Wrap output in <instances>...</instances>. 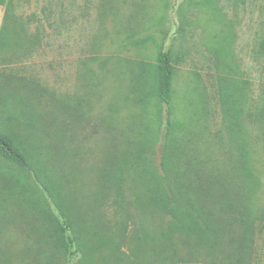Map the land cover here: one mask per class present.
Masks as SVG:
<instances>
[{
    "label": "rangeland",
    "instance_id": "374dc122",
    "mask_svg": "<svg viewBox=\"0 0 264 264\" xmlns=\"http://www.w3.org/2000/svg\"><path fill=\"white\" fill-rule=\"evenodd\" d=\"M42 7L52 10L43 22L54 32L11 71L35 81V94L22 92L34 127L23 117L16 133L28 171L0 155V182L9 184L0 188V264L44 262L27 200L35 212L61 200L91 232L110 229L114 194L102 177L125 158V197L138 225L129 223L131 236L154 228L155 214L137 199L165 161L166 105L156 97L162 52L173 67L170 122L181 124L174 135L185 145L166 167L181 170L189 158L203 179L221 183L214 225L223 249L213 264H264V0L21 3L25 15L42 17ZM2 18L0 6V27ZM43 184L52 186L48 193ZM25 249L28 259L20 260Z\"/></svg>",
    "mask_w": 264,
    "mask_h": 264
},
{
    "label": "trees",
    "instance_id": "16d2710c",
    "mask_svg": "<svg viewBox=\"0 0 264 264\" xmlns=\"http://www.w3.org/2000/svg\"><path fill=\"white\" fill-rule=\"evenodd\" d=\"M22 1L0 0L3 8L0 27V155L28 171L27 151L17 141L16 133L23 117L31 112L28 97L22 96V92L27 95L35 94L36 85L32 77L13 74L11 71L16 65L30 60L38 51L42 37H48L54 31L48 32L45 27L48 24L43 22L53 16L51 9L42 7V17L34 13L25 15L21 11ZM60 18L59 16V20ZM172 78L170 57L167 52H162L158 57L156 97L166 105L168 125L165 161L160 167V175H151L152 179L144 184L141 196L137 199L140 207H146L151 215L155 214L156 221L149 222L154 228H140L139 235L131 236L133 229H130L129 223H133L135 227L138 225L134 222L125 197V177L130 162L129 158H125L116 173H112L113 167H108L102 177L104 186L113 190L114 194V220L110 229L106 224L91 232L86 218L78 217V212L69 214L71 212L66 206L62 207L61 200L51 201L52 207L48 199L45 206L39 207L36 212L32 211L27 200L26 211L38 216L36 222L39 223V239L36 241L40 243L43 240L40 248L34 249L38 260L41 258L44 264H53V260H59L60 264H196L199 256H202V264L218 261L217 255L223 248L217 240L214 214L220 198L216 191L221 183L215 179L208 180L205 176L203 179L204 174L193 167L189 158L184 160L181 170L176 168V164L166 167L169 157H174L173 149L185 148L184 142L174 135L175 129L180 128L181 124L170 122ZM26 119L25 126L28 129L34 127L30 116ZM260 123L264 143V111L260 116ZM170 148L171 151L168 152ZM181 158L182 155L179 159ZM43 186L47 193L52 187L49 184ZM0 188L6 191L9 184L0 182ZM28 251L30 249L20 251L18 258L28 259ZM3 257H6V251ZM228 264L242 262L236 259L235 263Z\"/></svg>",
    "mask_w": 264,
    "mask_h": 264
}]
</instances>
